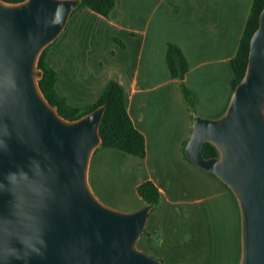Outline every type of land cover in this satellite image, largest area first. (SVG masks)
Here are the masks:
<instances>
[{
	"label": "water",
	"instance_id": "95a60500",
	"mask_svg": "<svg viewBox=\"0 0 264 264\" xmlns=\"http://www.w3.org/2000/svg\"><path fill=\"white\" fill-rule=\"evenodd\" d=\"M79 3L0 0V264H162L137 246L154 205L116 210L90 187L105 105L67 120L38 84L42 51ZM185 155L238 202V264H264V5L224 114L193 118Z\"/></svg>",
	"mask_w": 264,
	"mask_h": 264
},
{
	"label": "crops",
	"instance_id": "0c3cea01",
	"mask_svg": "<svg viewBox=\"0 0 264 264\" xmlns=\"http://www.w3.org/2000/svg\"><path fill=\"white\" fill-rule=\"evenodd\" d=\"M252 4L253 0H115L106 17L87 7L71 13L44 57L56 72V92L70 106L83 109L96 101L109 81L118 82L128 116L145 140L142 158L114 148L93 152L88 181L97 197L107 195L105 176L125 173L136 205L123 210L133 211L145 204L136 188L151 181L170 205H201L199 212L208 216V221L211 214L214 221L219 220L221 210H227L236 220L232 191L183 156L192 119L182 84L194 94L195 116L215 119L224 114L232 94L231 60L237 54ZM170 43L177 45L186 59L188 70L182 79L169 74L165 56ZM119 162V170L112 171L109 164L115 167ZM172 192L181 197L171 198ZM154 209L139 241L148 250L157 251L161 237L155 217L152 229L147 230ZM155 256L164 264L165 255Z\"/></svg>",
	"mask_w": 264,
	"mask_h": 264
},
{
	"label": "trees",
	"instance_id": "16d2710c",
	"mask_svg": "<svg viewBox=\"0 0 264 264\" xmlns=\"http://www.w3.org/2000/svg\"><path fill=\"white\" fill-rule=\"evenodd\" d=\"M4 1L16 3L22 0ZM79 1L80 3L77 8L87 7L93 12L105 17L109 15L115 6V0ZM263 5L264 0H253L237 54L231 60L233 69L232 90L244 75L248 60L250 37L258 26L259 14L263 8ZM47 49L48 47L42 51L38 59V67L43 71V75L38 81V84L44 97L52 106L57 108V112L60 114V116L67 120H74L99 106L105 105V110L99 126L101 144L97 149L114 148L126 153L129 156L140 158L144 157L145 140L143 135L135 129L130 117L128 116L122 86L118 82L111 80L106 84L93 104L83 109L70 106L67 104L65 98L60 96L55 90V83L57 80L56 72L51 69L44 60ZM165 57L171 78L182 79L188 70V65L180 48L175 44H168ZM182 93L193 121V118L195 117L194 94L183 84ZM186 142L183 145L182 153L184 158L189 160L185 155ZM201 153L205 158L216 157L218 155L216 148L209 142L202 143ZM136 191L138 195L144 200L145 204L152 203L155 206L160 200V192L157 186L151 181H144L140 183L137 186Z\"/></svg>",
	"mask_w": 264,
	"mask_h": 264
},
{
	"label": "rangeland",
	"instance_id": "374dc122",
	"mask_svg": "<svg viewBox=\"0 0 264 264\" xmlns=\"http://www.w3.org/2000/svg\"><path fill=\"white\" fill-rule=\"evenodd\" d=\"M109 165L112 167L111 170L115 171L119 170L121 162L116 163L115 167L112 163ZM121 168L122 171H126L125 166H121ZM124 175L125 173H121L115 177L110 174L105 176V179L101 173V177L105 180L107 195L103 199L98 198L113 209L129 211L123 209L136 204L132 201L134 197L131 184ZM170 196L173 199L181 197L177 196L176 192L170 193ZM191 197L192 195L189 194L187 198ZM117 200L119 202L124 200L123 204ZM235 201L237 204L236 220H234L232 212L227 214V210H223V212L221 210L222 215L220 214L219 220L214 221L211 214V219L208 221L206 220L208 216L199 212L201 205H170L166 201V196H160L154 209L157 211L151 214L147 226V230L150 231L155 217L154 225L159 229L157 231L161 237L160 246L157 251L148 250L142 240L138 242L137 246L154 258H157L155 256L157 254L165 255L164 264H238L240 258V215L236 198Z\"/></svg>",
	"mask_w": 264,
	"mask_h": 264
}]
</instances>
